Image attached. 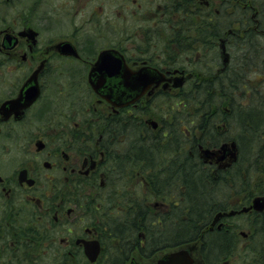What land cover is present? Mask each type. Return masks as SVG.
<instances>
[{
    "label": "flooded vegetation",
    "instance_id": "obj_1",
    "mask_svg": "<svg viewBox=\"0 0 264 264\" xmlns=\"http://www.w3.org/2000/svg\"><path fill=\"white\" fill-rule=\"evenodd\" d=\"M187 2L191 40L194 9L211 8V2L217 12L234 10L241 24L248 23L243 11H252L255 28L264 25L263 0ZM131 26L137 28L132 32ZM177 32L178 0H0V264H158L178 251L187 252L193 264H229L233 259L236 264H264V207L256 209L264 205V159L253 156L249 178L226 177L237 165H247V157L225 119L228 108L210 98L200 140L195 125H178L188 139L187 134H194L184 148L204 164L208 205L213 206L199 236L152 242V234L164 230L162 217L171 216L179 203L174 194L162 195L156 179L149 178L157 166L148 149L141 168L143 206L150 214L154 208L152 224L160 227L142 228L128 258L112 262L108 254L124 253L130 245L127 227L116 229L115 209L124 198L117 189L127 188L136 166L130 163L132 126L140 129L134 134L144 144L168 137L159 121L143 117L157 114L163 104H177L181 90L199 80L195 66L200 59L184 68L178 59L162 67L159 60L146 58L152 49L156 55L163 42L182 40ZM205 39H199L205 50L194 54L212 52L214 62L223 57L220 67L202 62L206 74L224 76L230 64L235 66L233 41L223 37L210 44L209 36ZM103 55L108 57L104 65L118 66L117 75L93 72ZM144 69L160 73L163 80L141 81L145 91L131 93L125 86ZM179 78H184L182 87L175 86ZM76 120L85 122L83 127ZM158 161L161 167L160 157ZM153 194L160 200L149 205ZM223 237L225 244L214 252L213 244ZM86 248L99 249L96 261H90Z\"/></svg>",
    "mask_w": 264,
    "mask_h": 264
},
{
    "label": "trees",
    "instance_id": "obj_2",
    "mask_svg": "<svg viewBox=\"0 0 264 264\" xmlns=\"http://www.w3.org/2000/svg\"><path fill=\"white\" fill-rule=\"evenodd\" d=\"M264 1V0H263ZM230 0H225V4L229 3ZM213 3L211 2V8H201L196 7L194 9V40H191L188 38V26H189V18H190V8L187 0H178V36H182V40H178L177 42H170L167 44L162 43L160 46L164 47L161 48L163 52L170 54V59L173 61H176V59H179L180 57L186 56L189 57L190 55L198 52L204 51L203 42L202 40H206L205 36H209V39H207V43L213 44L218 41L217 37H228V39L232 42L235 40L236 37L239 36H249L250 34H255L254 29L252 26L255 25V23L252 21L251 17V11H243L242 13V19H246L248 23L243 22L242 24L237 22V16L236 12L234 10L228 9V7H223L219 12L215 11L212 8ZM171 16V12L170 15ZM229 30L232 31V33H229ZM256 35V34H255ZM202 39V40H199ZM151 41V40H148ZM245 42V41H244ZM200 44V46H198ZM194 45H196L194 47ZM259 45V44H258ZM159 46V47H160ZM256 59V58H255ZM253 59V62L249 63V60L246 64V67H239L236 69L235 72L236 75L242 76V79H246L249 82V86L251 88H246L245 86H239L235 88L234 86L232 88H225L223 81H221V75H216L213 71H210L208 74L205 73L204 64L203 62H200V64H197L195 67V70H198L201 73V77L198 76V81H193V84L190 86L189 89L185 90L182 89L181 92L178 94L176 99L178 100V103L175 102L169 103L165 105V111L164 113H168L173 116H180L182 117L180 120H178L175 124V128L173 131H170V133L174 136L169 143L166 142L164 137L162 140L158 139H152L151 141H148V143L144 144V142L141 140H138V136L135 137V134L132 136L134 138V141L132 142V146L130 149V163L134 165L136 163L135 169L130 170V176L134 175V170L136 168H144L142 160H145L142 158L141 160L138 159L140 157H144L146 155H149V151L143 150L144 147L147 149V147H161L164 150V153L162 155V161L169 162L172 164L174 162V165L176 164L175 161H169L168 158H166V153H170V151H165L166 149H169L170 147L179 146L181 151L184 153L181 156H184V158L187 160L188 154L184 152V147H186V140L184 141V137L186 133L179 128L178 125L183 124V119L186 121H192L193 126L195 125L194 129L202 131V126L204 124V118L205 115H207L208 107H207V98L210 99H217L222 103L223 105L227 106L229 104L233 105L235 104V100L239 101L240 107H248L252 104L255 105L258 108V111L255 113H258V115L255 116V118L252 117V119H258L262 120L264 117V72L259 69L254 70L253 65L259 64L264 65V56L260 59V61H256ZM179 63V62H178ZM198 66L202 69H199ZM241 73V74H239ZM226 74V73H225ZM207 76V77H206ZM208 77H211L212 83L208 82ZM213 97V98H212ZM205 98V99H204ZM256 103L255 102H258ZM246 103V104H245ZM221 104V106H222ZM260 104V105H259ZM178 106H183L184 114H178ZM235 107V106H234ZM252 107V106H251ZM229 109V108H228ZM175 110V111H174ZM174 111V112H172ZM193 113V115H191ZM177 114V115H176ZM259 126V124H258ZM140 129L137 127L136 129H133L132 131H139ZM259 130H264V126L260 127ZM137 135V132H136ZM244 150V151H243ZM242 151L245 152V154L248 153L247 147H242ZM186 155V156H185ZM177 156V152H176ZM136 160H133L135 159ZM183 158L180 157L179 162L181 163L182 167L174 166L172 172L175 174L176 178L178 180L186 181L184 185L190 186L191 182L194 181L193 178H195L196 182H194V190H193V197L191 198L190 194L187 196L188 198V205L187 209L190 207L188 212H190V217H188V220H185V218H177L175 220H169L170 215L169 213L166 216L162 217L161 223H163V229L159 230L152 234V242H173L176 240H182L188 237H197L200 234V230L204 228L202 226V222L205 221V218L207 216V207H208V195L206 192V185L204 182L203 176L201 175V172L197 170L192 165V161L189 160L184 164V162L181 160ZM183 159L184 161H186ZM164 163V165H166ZM139 165V166H138ZM163 165V162H162ZM248 166V165H247ZM168 167L163 166L164 173L166 174L168 171L165 169ZM243 168H246V165H243ZM170 170V169H169ZM143 173H145L142 170ZM158 176H156V172L153 171L152 174L149 176V178L157 179ZM162 176H159L161 178ZM191 181V182H190ZM133 187L136 188V185L133 184ZM118 192L120 190V193L124 196L122 198V205L121 210L123 213L131 214L133 211H135V207L137 206V203L135 202L137 200L138 193L137 192H131L126 187H120L117 189ZM191 188L189 187V192ZM192 191V190H191ZM191 193V192H190ZM165 196V195H164ZM179 196H181V193H179ZM174 197V196H173ZM182 197V196H181ZM177 200L179 204L182 203L181 199L183 197ZM116 202H114L115 204ZM144 205V204H143ZM138 207L137 212H135L132 215V219H129L125 223H122L121 225L117 226L116 229H120L121 232L123 231L124 227H127L129 234H130V245L129 248L126 250H123L121 252V259L128 258V254L131 253L134 246H138V233L139 231L147 227L150 224V227H160L159 225L152 224L151 222L147 221V208L144 206ZM135 206V207H131ZM139 206V205H138ZM177 207V206H176ZM174 207V210L175 208ZM144 218V219H141ZM139 219V221H138ZM158 223V222H157ZM160 235V237H158ZM184 235V237H182ZM122 236H125L122 234ZM182 237V238H181ZM225 244V238H217L215 241V244H213L214 252H217L218 250L222 249L223 245ZM213 252V253H214ZM125 256V258H124ZM117 261H120V259H117ZM113 264V263H112ZM117 264V263H114Z\"/></svg>",
    "mask_w": 264,
    "mask_h": 264
},
{
    "label": "bare ground",
    "instance_id": "obj_3",
    "mask_svg": "<svg viewBox=\"0 0 264 264\" xmlns=\"http://www.w3.org/2000/svg\"><path fill=\"white\" fill-rule=\"evenodd\" d=\"M262 7L264 10L263 4H262ZM251 14H252V11H251ZM252 28L254 29V32L256 35L250 34L249 36L247 35L239 36V37H236L235 40L233 41V50L235 52V55H234L235 56V66H232L230 64V66L226 69V74L224 76H221V81H223L225 88H232L233 86L237 88L241 85L245 86L246 88H251L249 86L248 80L242 79V76L238 74L236 75L235 68L238 69L239 67L240 68L243 66L246 67V64L249 59H250L249 63H251L253 62V59L256 58L255 59L256 61H260L262 56H264V42L262 39L264 34L260 32V30H264V25L260 26L258 29L255 28V25H254L252 26ZM219 38L221 37H217V39ZM252 67L254 70H257L259 67V69H261L264 72V65L255 64ZM212 100L215 102H219L218 100H214V99ZM234 103L235 104L233 105H231L232 103L229 104L228 107L226 106L227 108H229L228 109L229 114L226 116L225 119L230 122L233 135L236 136L237 139H239L242 147L245 146L249 150L247 154L243 152L245 158L246 157L248 158V159L246 158L247 165H248V166L246 165V168H249V169H246L240 165H237V167H235V169L232 171V174L227 173L226 177L229 178L230 176H233L235 178L245 179V178H249L250 175L253 173V170L251 169V167L255 165V160L252 159L253 156L258 154L264 159V135L262 134L264 130H259L260 127L264 126V117L261 121L258 119H252V117L255 118V116L258 115V113H255V112L258 111V108L256 107L258 106V104L256 103H259V101L255 102L256 104L255 107L253 104L251 105L252 107L251 106L240 107L238 106L239 101L237 100H235ZM148 149L152 150V156L154 157V160H152V162L155 166H157L155 170L156 176H158L156 179L157 181L156 183L158 185L160 192L165 196L174 194L175 200H178L179 197L181 196L183 197V199H181L182 203L177 204V207L173 211V214H171L168 221L175 220L177 218H185V220H188L189 219L188 217H190L189 215L190 212H188V210L189 209L191 210V208L189 207L187 209V206L185 207L184 205L185 204L188 205L187 196L189 194L191 198L193 197L192 192L194 190V182H196L195 178H193L194 181L192 182L190 181L191 182L190 186L184 185L186 181L178 180L175 174L172 172L174 162L170 164V163H165V161H162V155L164 153V150L160 147H147L146 150ZM171 149L177 152V156L175 157V160L177 162L175 165L182 167L181 163L179 162V159L180 157L185 159L184 156H181L184 153L181 151L179 146L171 147ZM159 157L161 158V167H158V163L160 162L158 161ZM142 158L143 157H140L138 159L141 160ZM188 158L190 161H192V165L201 172V175L203 176L202 179H205L206 178L205 168H204V164L202 163V161L198 158L191 159V157L189 156ZM188 158L187 160L185 159L186 161H184L183 159L181 160L185 164L186 162H188ZM162 162H163V165H162ZM164 163L166 165H164ZM163 166L168 167V169H170L166 174L164 173ZM159 176H162V177L159 178ZM189 187L192 190V191L190 190L191 193L188 191ZM179 193H181V196H179ZM206 209H207V215H208L209 212L213 210V206L208 205ZM206 220H207V216L205 218V221L202 222V226L205 225ZM259 249H261V247H259Z\"/></svg>",
    "mask_w": 264,
    "mask_h": 264
},
{
    "label": "rangeland",
    "instance_id": "obj_4",
    "mask_svg": "<svg viewBox=\"0 0 264 264\" xmlns=\"http://www.w3.org/2000/svg\"><path fill=\"white\" fill-rule=\"evenodd\" d=\"M133 23V20H132V18H130V24H132ZM135 28H137V27H130V29H131V31L133 32V30L135 29ZM136 34L138 35L139 33H138V31L136 32ZM163 34L164 35H166L167 34V31L164 29L163 30ZM143 35V34H142ZM141 38H143V37H141ZM139 40H141V39H139ZM165 40V39H164ZM164 43V42H163ZM131 49H133V48H131ZM157 49V54L156 55H154L153 54V49L152 50H150V51H148V52H150V53H148L147 54V56H146V58H155V59H153L152 61L154 62V63H158L157 62V60H159V62H161V63H158L159 65L161 64V66L162 67H165V66H168V65H171L172 63H174V62H176V61H174L173 62V60L172 59H170V54L169 53H165V52H162V49L159 47V48H156ZM163 49H164V47H163ZM217 54V53H216ZM202 56V57H201ZM213 56H216L215 54L213 55L212 54V52H210V53H206V52H204V53H200L199 55H196V54H192V55H190L189 57H186V56H183V57H180L179 59H178V62L179 63H177L179 66H181V67H184V68H189V67H191L190 66V64L191 63H193L194 61H198L199 59H200V62H202V60H207V61H209V63H211V59H212V57ZM197 57H198V59H197ZM145 58V57H144ZM188 58H189V60H192V58H195L192 62H190V61H187L188 60ZM202 58V59H201ZM219 58V57H218ZM222 58L223 57H221V58H219V60H220V62H214V61H212V62H214V64H215V66H218V67H220V65H222ZM228 61H229V59H228ZM164 62H166V63H164ZM217 63H219V64H217ZM194 64V63H193ZM198 68L199 69H202V68H200L199 66H198ZM203 70V69H202ZM197 72V76H200L201 77V73L198 71V70H196ZM195 73V74H196ZM190 88V86L188 85L187 87H185L184 89L185 90H187V89H189ZM179 92H177L176 91V94H178ZM175 94V93H174ZM173 94V95H174ZM205 99V98H204ZM214 100H217V99H214ZM178 114H184V111L182 110L183 109V106H178ZM164 111H165V105L163 104L161 107H159V112L157 113V114H155V113H150V114H148V115H151L152 114V116L150 117V116H148L147 114H144V115H147V116H144L143 117V120L145 121V120H147V118H155V120H157V121H159V123H160V127H161V129L160 130H165V133L167 134V132L169 131V136L168 137H166V138H164L165 140H166V142L167 143H169V141L174 137L171 133H170V131H173V129L175 128V123L178 121V120H180L182 117H180V116H178V117H176V116H173V115H170V114H168V113H164ZM175 111V110H174ZM174 111H172V112H174ZM151 112H153V111H151ZM154 115H156V116H154ZM177 115V114H176ZM191 115H193V113L191 114ZM164 120H167V122L166 123H164ZM81 126L83 125V124H85V122H81V120H76ZM163 123V124H162ZM168 123L169 124H171L170 125V127H168ZM185 123H187V124H189L190 126H193V123H192V121H186V120H184L183 119V124H184V128H186V125H185ZM72 124H73V122H72ZM131 124H135L136 126H139L140 125V123H139V121L138 120H135V119H131ZM74 125V124H73ZM165 126V128H164V126ZM83 127V126H82ZM133 133V135H134V132H132ZM132 135V134H131ZM188 135V137H190V139H188L187 137H184V141L185 140H187V141H191V139H194V134L193 133H191V134H187ZM195 135H196V139L197 140H200L201 138H202V131H200V130H197V131H195ZM186 147H187V142H186ZM170 151V153H166V158H168L169 160L170 159H172L174 156H175V154H176V151L175 150H173V149H171V147L169 148V149H166L165 151ZM184 152L186 153V154H188V151L186 150V148H184ZM166 163H169V162H166ZM167 171H169V169L168 168H165ZM142 170L143 169H141V168H136V170H134V175H132V176H130L129 177V183H128V186H127V189L129 190V191H131V192H137L138 193V196H137V200L135 201L136 203H137V206L135 207V206H131V207H135V211H133V213H131V214H127V213H123V211L121 210V205H122V203L121 204H118L117 206H116V211H115V214H116V225H121L122 223H125L126 221H128L129 219H132V215L135 213V212H137V210H138V207H141L143 204H144V195H143V188H142V185H141V175H143V172H142ZM133 184H135L136 185V188L135 187H133L132 185ZM148 189V188H147ZM163 195V194H162ZM148 200L149 201H146V202H148L149 203V205L150 204H154L155 202H157V201H159L160 200V197L159 196H157V195H154L153 194V196L152 197H149L148 198ZM139 205V206H138ZM144 207H146V206H144ZM142 208V207H141ZM153 210H152V213L150 214V213H147V215H148V217H147V221L148 222H153V221H155L156 220V216L154 215L155 213H154V208H152ZM155 212H157V210H155ZM141 219H144V218H141ZM138 221H139V219H138ZM147 225H149L150 226V224H147ZM113 242H117L116 240H114ZM56 254V253H55ZM108 254H110V258L112 259V262H114V261H116L117 259H120L121 260V253L120 252H118V251H114V250H110L109 252H108ZM2 255H5V251H2ZM112 256V257H111ZM49 258H50V255H49ZM51 260L52 259H54V257L53 258H50ZM130 262V260H127V261H123V264H128ZM229 262H231V263H229V264H236V260H229ZM83 264V263H82Z\"/></svg>",
    "mask_w": 264,
    "mask_h": 264
},
{
    "label": "water",
    "instance_id": "obj_5",
    "mask_svg": "<svg viewBox=\"0 0 264 264\" xmlns=\"http://www.w3.org/2000/svg\"><path fill=\"white\" fill-rule=\"evenodd\" d=\"M223 49V53H224V61L227 63L228 62V57L227 54L225 53V46H222ZM108 57L107 56H102L99 59V63L97 65V67H95V69L93 70V72H97V73H101V72H106V74L110 77L117 75L120 72V69L118 68L117 65H104L103 62L105 60H107ZM141 78V79H140ZM164 78L163 75H161L160 73H156L155 75H151L148 71H146V69H144L143 71H141L140 75H138L137 79H133V76H131V80H130V85L129 86H125V87H130V91L131 93L134 94H141L145 91V89L147 88V85H142L141 81L146 80L147 84L151 83L152 81H162ZM177 83L175 84L176 87H182L184 84V78H179L177 79ZM133 83H137L136 85H134ZM95 85V84H94ZM97 86V85H95ZM139 94V95H140ZM235 147V145H233ZM227 146H223L222 150H226ZM256 203H258L257 200H255ZM264 207L263 204H259L257 205V210H262ZM220 216H218L216 218L219 219ZM99 253V249L97 250H92L90 248H86V255L88 256V258L90 259L91 262L96 261L97 256ZM158 264H193V259L192 257H190L188 255L187 252L185 251H178V252H174L171 253L169 255H167L166 257H164L163 261H160Z\"/></svg>",
    "mask_w": 264,
    "mask_h": 264
}]
</instances>
